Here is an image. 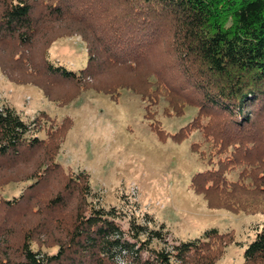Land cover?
Instances as JSON below:
<instances>
[{"label":"trees","instance_id":"16d2710c","mask_svg":"<svg viewBox=\"0 0 264 264\" xmlns=\"http://www.w3.org/2000/svg\"><path fill=\"white\" fill-rule=\"evenodd\" d=\"M118 1L134 18H126L127 26L117 24L98 34L89 12L73 11L75 5L94 8L93 0H0V48L10 57L9 72L38 76L60 105L113 69L123 71L117 92L128 90L153 103L161 95L176 99L178 86L185 87L142 60L143 53L157 47L153 40L168 24L185 51V65L193 54L190 67L198 74L187 78L202 95L197 117L173 137L182 141L199 131L203 140L193 145L207 144L219 158L214 168L195 174L192 188L218 196L230 209L264 211V0ZM69 20L87 29L82 32L88 62L79 72L54 64L49 42L43 46L45 29ZM128 83L138 85L126 88ZM142 85L144 91L138 88ZM177 102L176 112L190 103ZM43 120L51 124L46 138L39 136ZM68 122L66 118L63 126L53 128L56 120L43 110L25 120L0 100V182L12 176L26 184L18 196L0 198V264L216 262L232 233L210 227L197 237L168 242L165 224L151 214L137 216L134 207L127 212L106 205L88 172L66 170L57 157ZM148 126L165 135L156 123ZM235 170L239 178L231 181L228 173ZM256 197L260 201H247ZM242 264H264V228L247 244Z\"/></svg>","mask_w":264,"mask_h":264},{"label":"rangeland","instance_id":"374dc122","mask_svg":"<svg viewBox=\"0 0 264 264\" xmlns=\"http://www.w3.org/2000/svg\"><path fill=\"white\" fill-rule=\"evenodd\" d=\"M93 2L94 8L83 4L80 8L76 5L81 2L77 1L73 11L89 12L97 25L93 29L98 34L117 24L126 25L128 16L134 18L130 9L120 5L118 0ZM166 25L153 40L157 47H150L143 53L142 60L154 71L168 72L173 83L185 87L184 90L179 86L175 88L176 99L171 97L168 100L161 95L157 103H153L128 90L117 92L114 87L118 85L116 81H122L119 76L123 71L113 69L109 74L88 81L85 88L70 94L68 103L60 105L55 101L58 99L55 95L49 97L45 83L40 82L38 76L9 72L10 57L4 48H0V100L14 106L25 120L41 110L46 111L56 120L53 128L63 126L64 120L69 119L57 161L66 170L88 172L103 203L123 207L126 211L134 207L137 216L151 214L158 224H165L168 242L197 237L210 227L232 233V242L214 264H242L247 244L264 228V211L230 209L218 196H206L192 188L195 174L214 168L219 158L216 151L210 152L209 145H193L203 140L199 131L182 141L173 137L197 117L196 105L202 95L194 90L187 78L198 70L191 68L193 54L187 55L188 64L185 65L181 56L185 51L176 44L174 29ZM45 30L47 36L43 39V46L49 42V58L54 64L74 72L86 66L88 42L82 32L87 31L85 26L69 20L53 27L50 25ZM137 85L128 83L125 87ZM146 87L138 88L144 91ZM183 99L190 103L179 106L178 112L174 111V103ZM44 122L39 136L46 138L51 124ZM149 122L156 123L165 135L153 131ZM228 174L231 181L239 178L237 170ZM25 185L11 176L2 184L0 182V198L18 196ZM260 199L256 197L247 201L251 203ZM126 221H123L124 225Z\"/></svg>","mask_w":264,"mask_h":264}]
</instances>
